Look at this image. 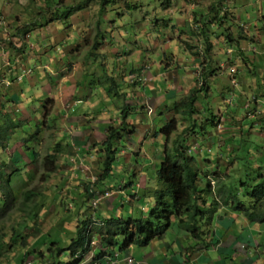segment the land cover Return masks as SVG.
<instances>
[{"label": "rangeland", "instance_id": "obj_1", "mask_svg": "<svg viewBox=\"0 0 264 264\" xmlns=\"http://www.w3.org/2000/svg\"><path fill=\"white\" fill-rule=\"evenodd\" d=\"M41 1L0 0V125L4 127L0 130V171L11 176L14 190L18 191L16 202L3 212L0 210L1 233L10 230L15 221L21 222L19 216L23 213L18 208L21 192L35 188L40 196H34L30 203L36 200L38 206L42 203L44 208L38 211L40 216L28 229L29 239L41 235L47 239L46 233L54 231L60 236L59 240L65 245L68 243L63 233L72 231L76 223L71 198L83 189L84 182L96 180L101 171L102 158L94 153L96 148L92 145L94 141H101L103 123H118L117 112L123 109L125 102L127 120L137 130L129 139L125 134L119 144L121 151L113 164V177L107 182L113 186L112 191L101 187L104 192H99L91 182L90 189L102 193L103 197L110 195L101 199L106 200V205L102 203L106 210L110 209L109 203L112 205L113 212L107 216L117 218L131 208L148 210L153 199L143 195V188L138 194L140 198L132 195L134 201L130 208L127 192L133 191L131 187L144 184V170L154 177L163 142L159 128L170 116L172 103L193 85L191 78L198 77L202 70V66L193 65L194 58L183 49L187 47L186 42L196 44L198 50H201L199 45L204 47L200 27L212 16L214 24H206V27L210 41H214L213 62L206 70L214 68L218 72L219 59L223 67L208 81L210 89L199 95L197 105L202 112L198 115L196 134L187 140L189 155L202 162L205 158L211 159L214 167L218 166L220 158L218 171L227 174L233 166L223 161L229 163V151L233 157L235 154L239 172L231 179L234 188H238L239 178L248 168H252L251 172L257 169L256 157L263 156L264 160V133H260L259 127L247 128L252 123L247 114L255 107V95L258 96L257 113L264 105V0H225L217 10L209 8L214 0H113L106 4L105 13L97 23L98 0L75 12L69 22H61L58 13L78 0H60V3L52 0L50 6L45 5L43 13L36 14L34 7ZM131 4L137 6L133 8ZM96 26L101 32L96 33ZM228 26L233 38L240 39L238 48L248 55L243 57L248 64L227 59L228 44L215 38L218 34L226 36ZM188 49L195 50L190 46ZM164 52H171L172 56L163 60ZM166 61L179 62V68L168 66ZM225 66L231 69L230 73ZM109 77H115L117 86L112 85ZM195 86L198 88L200 81L195 82ZM117 91H121V95L117 96ZM231 113L236 119H242L240 123L245 129L243 132L230 130L234 136L230 141H226L223 128L234 130L235 123L230 126L226 121L218 126L207 124L203 133L199 131L205 116H213L217 121L220 115ZM176 118L179 126L174 136L188 123L181 115ZM83 140L89 145L86 154L74 145ZM59 141L63 144L69 141L74 150L67 149L68 155H61L57 161L58 170L43 179L44 158ZM32 150L37 152L35 157L31 156ZM16 156L18 159L14 162ZM205 161L206 167L212 170V161ZM208 175L212 179L211 174ZM200 180L201 185H206L202 174ZM129 181L136 184L124 187ZM211 182L215 186L214 180ZM214 190L216 192V187ZM102 205L97 203L94 211L89 205L86 209L95 212ZM217 212L210 224L213 244H209V248L195 249V240L179 232L173 233L182 237L179 245L192 247L191 252L184 255L179 254L175 243L171 250L162 251L157 247L158 241L151 240L154 252L161 251L157 264L180 261L181 264H264V224H248L246 219L244 223L240 221L243 217L228 213L224 208H218ZM206 237L210 240L211 234ZM167 238L172 239L170 234ZM95 246L94 252L86 255L83 262L105 264L101 257L93 262L92 258L98 257L101 250L99 243ZM119 248L120 245L113 244L112 252L116 254L107 255L109 264H116ZM13 249L17 248L10 250L11 257L16 254ZM6 262L5 254L1 255L0 264ZM124 264L131 263L124 261Z\"/></svg>", "mask_w": 264, "mask_h": 264}, {"label": "trees", "instance_id": "obj_2", "mask_svg": "<svg viewBox=\"0 0 264 264\" xmlns=\"http://www.w3.org/2000/svg\"><path fill=\"white\" fill-rule=\"evenodd\" d=\"M51 1L52 0H42L41 2H38V5L36 4L37 6L34 7L35 13H43L45 5L46 7L50 6ZM94 1L97 0H78L76 4H71L60 9L58 17H60L61 22H69V18L75 12L86 9ZM224 1L225 0H214L209 7L210 10H217L218 5H221ZM58 2L60 3L61 1L59 0ZM98 2L100 7L98 6V18L96 23L99 22L102 15L105 13L107 8L106 4L113 2V0H98ZM132 6L135 8L137 5ZM56 10H59V8ZM55 15L57 16V14ZM42 16L43 14L41 15V18ZM214 21L215 19L212 16L208 23L203 22L200 27L199 32L202 36L201 40L203 39L204 43V47L199 45L201 50L196 49V44L190 45V43L187 42L185 44L187 47H184L183 49L185 53H189L191 57L194 58L193 65L198 67L202 66L203 71H200L198 77L191 78L193 85L189 86L188 90L172 103L169 108L172 115L170 114L159 128V133L163 135V142L161 146L160 162L156 166V169L153 170L154 177H151V172H146L144 170L142 174L145 177V179H143V186L139 187L138 185L137 188L131 187L133 191H131V193L127 192V196H129L128 205L130 208L134 201L131 198L132 195L135 194L137 198H140L138 194L142 191L141 188H143V195L148 197L149 200L150 198L153 199V203L149 204L147 207L148 210L144 212L143 208H131L127 214L123 215L121 213V215H118L117 218H115L114 216L110 217L106 215L107 213L113 212L111 208L112 205L110 203L107 205V207H110L109 210H106L105 206L102 205V203L106 205V200L102 201L101 199H105L110 195L107 193L108 196L103 197L102 193L104 191L100 188L104 187L105 189L112 191L113 186H110V184L108 185L107 182L113 177V164L117 157H119V152L121 151L119 144L121 143V140L124 139L123 136L125 134L126 138L129 139V135L135 133L137 130L134 124H130L131 122L127 120L125 102L123 109L121 107L120 109L122 110H119V113L117 112L118 123H103L101 126L104 131L102 132L101 141H94L92 145V147L95 145L93 148H96L94 153L100 154V157L102 158L100 165L101 171L97 175L96 180L87 181V183L84 182L83 189L76 187L77 189H81V191L75 193L71 198L76 214L75 228L72 231L67 230L66 233L65 231L63 233L68 239V243L65 245L59 240L57 237L60 236L56 235L54 231L52 233H46L47 239L44 238V235L34 236L31 238L33 240L29 239L31 235H29L28 229L33 225L35 218L40 216L38 211H40V209L42 210L44 207L42 208V203L41 207L38 206L36 200H34V203H30L33 201L34 196L38 197L40 195L35 188L27 189L26 191L21 192V197L19 198L21 206L18 208L19 211L23 213L19 216L21 222L15 221V224L10 230L5 231L4 233L0 232V256L5 254L7 259L6 264H89L84 263L83 261L86 255L90 254L91 251L94 252V248L96 247L95 243H99L101 246H99L101 248L99 256L92 258L93 262H98L100 257L106 258L107 255L116 254V252H112V246L114 243L120 245L118 251H122L133 244L137 246H147L150 244L151 240L154 239L161 242L167 234H170L172 239H169L168 243L173 244V239L179 240L182 238L181 236L173 234L177 232L184 233V236L189 235L194 239L195 242L193 246H195V249L209 248V244H213L210 224L214 219V215L218 213V208H224L225 211L240 215L247 220L248 224L259 223L260 226L264 224L263 156L259 155L255 158L260 165L256 162L255 166L257 169L254 170V172H251L252 168H248V171L246 170V172L242 173V176L240 177L242 179L238 177V188H234L231 179L237 172H239V167L237 168V165H235L237 160L235 154V157H233L232 153L227 150L229 151L228 156L231 159H228L229 163L223 161V164L225 163V165L233 166L231 171L227 174H225L224 171L223 173L218 171L220 158H218V166L214 167V162L211 159L205 158L202 162L198 157L189 155L190 149L188 148L187 140H189L192 134H196L195 127L197 126V123L200 122L198 115L199 112L200 114L202 112V108L199 109L197 105L199 95L203 91L210 89L208 81L214 79V77H216L215 75L219 74L221 67H223L220 63L221 60L219 59L218 67H216L218 72L214 68L210 71L206 70V68L211 66V62H213L212 51L214 48V41L212 40L213 42H211L209 39L210 33L206 24L212 26ZM234 26L236 27L235 24ZM96 28V33L101 32L98 26H96ZM193 33L195 34V31ZM220 35H216L215 38L220 43H223L224 41L225 44H228L226 45L225 52L227 59H230V61L242 60V63H245L243 57H247L248 55H245V53L238 48V41L240 39L237 37L233 38L231 27H227L226 36ZM232 40L236 42L233 43L231 42ZM189 46L194 47L195 50L192 52L189 51ZM170 53L164 52L163 56L165 59L163 60H166L167 56L169 59V56H172ZM209 56L211 59H207ZM166 63H169L167 64L168 66L174 65L178 68V65L180 64L179 62L177 63V61L174 64L169 61H166ZM226 69L229 73L231 72L229 67H226ZM204 75L205 78H203ZM114 78L112 79V77H109L112 85L114 84L117 86V82L114 81ZM199 81L200 86L197 88L195 82ZM232 85L234 84L232 83ZM111 89L112 88H110L109 91ZM120 92L121 91H117V96L121 95ZM255 96V107L253 111L247 114L252 123L251 127L247 126V128L259 127L260 133L262 134L264 133V105L263 109L259 110V113H257L256 109L258 107L256 104L258 103V96ZM236 105L238 106L239 104ZM84 113H87V111ZM254 114H256V117H254ZM45 115H47L46 112ZM177 115H181V118L187 120L188 123L180 133H176L174 136L179 126V119L176 118ZM92 118L89 120L95 124ZM218 120L215 121L213 116H209V118L205 116L203 120L204 122L202 121V123H200L199 131L203 133L204 125L207 124L218 126L220 125V122L226 121L228 126H230L235 123L237 128L234 130L230 129L232 127H222L224 129L223 134L226 133L227 135L225 138L226 141H230V139L234 137L231 132H243L245 129L243 123H240L242 119H236V115L233 113L220 115ZM9 122L11 123V120H9ZM3 129L4 127H1L0 125V130ZM0 136L2 137L1 133ZM96 138H98V136ZM74 145H77V150H81L82 152H85V154L86 150L89 149L87 141L84 140ZM224 145H226L225 141L222 143V146ZM71 146L72 145L69 141L65 144H63L62 141L55 143L54 148L44 158L45 161L43 165L45 170L42 176L43 179L49 178L51 174L58 170V159L61 155H68L67 149L72 152L74 147ZM71 152L69 155H72ZM249 153L251 154V152ZM31 154V156L35 157L37 152L32 150ZM128 154L130 155V153ZM17 159L18 156L15 157L14 162H16ZM205 160L212 161V170L206 167L207 164ZM153 167V165L150 166L151 169H153ZM200 174L204 176L206 185L200 184ZM208 174H211L212 179ZM26 180H28V178L23 182L25 183ZM212 180H214L215 186L212 184ZM90 182L95 184L97 189H99V192L102 191V193L98 194L90 189ZM0 183V210L3 212L16 200L15 197L17 196L18 191L14 190L11 176L1 171ZM130 184L131 181L125 183L124 187ZM132 184H136L135 181H133ZM214 187H216V192ZM210 195H212V197ZM97 203L103 206L98 211L92 212L86 209L87 205H89L93 211L95 209L97 210ZM91 216L95 218H92ZM208 233L211 234L210 240L206 237ZM12 248H17L13 249L14 252H16L14 257H11L9 253ZM181 248L183 249V253H188L192 250L190 245L188 247L181 246ZM68 255H70V259H68ZM64 256H67V259H65ZM109 262L110 260L107 261V264H109Z\"/></svg>", "mask_w": 264, "mask_h": 264}, {"label": "crops", "instance_id": "obj_3", "mask_svg": "<svg viewBox=\"0 0 264 264\" xmlns=\"http://www.w3.org/2000/svg\"><path fill=\"white\" fill-rule=\"evenodd\" d=\"M188 86H186V88ZM140 186H143V184L140 185ZM228 213L236 214V213H232V212H228ZM236 215H238V214H236ZM242 220H244L243 221L244 223L246 222L245 219L240 218V221H242ZM166 238H167V236H165L164 240L161 241V242L159 240H157V239H154V240H156V242L158 241L157 242V244H158L157 247L162 248L161 249L162 251L163 250L167 251V249L171 250L172 247H175V245H177L179 254L184 255L183 249L181 248V246L179 245V243L177 241L178 239H176V240L173 239V244L175 243V245H173V244H169L168 243L169 239L167 238L168 239L167 240ZM159 253H161V251L157 252V253L154 252V248L151 245V242L147 246H137V245L133 244V245H130L129 247H127L126 249H123L119 253H117V262L115 261L114 263H116V264H124V261L127 262L126 261L127 257H132L133 258V262L131 264H157L156 260L159 259V257L157 256ZM183 260H184V258H183ZM107 261L108 260L106 258H102V262H104L105 264H107ZM181 262L182 261L178 262L177 264H181Z\"/></svg>", "mask_w": 264, "mask_h": 264}, {"label": "built area", "instance_id": "obj_4", "mask_svg": "<svg viewBox=\"0 0 264 264\" xmlns=\"http://www.w3.org/2000/svg\"><path fill=\"white\" fill-rule=\"evenodd\" d=\"M105 194H107V193H105ZM126 261H127L128 263H132V262H133V258H132V257H127V258H126Z\"/></svg>", "mask_w": 264, "mask_h": 264}]
</instances>
